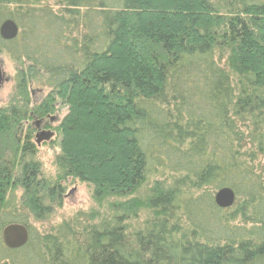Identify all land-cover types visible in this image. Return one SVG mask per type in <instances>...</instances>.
<instances>
[{
  "label": "trees",
  "instance_id": "trees-1",
  "mask_svg": "<svg viewBox=\"0 0 264 264\" xmlns=\"http://www.w3.org/2000/svg\"><path fill=\"white\" fill-rule=\"evenodd\" d=\"M8 19L20 32L0 35L17 65L15 103L0 107V264H264V0H0ZM32 87L48 89L33 105ZM58 101L60 178L91 184L111 214L40 235L9 194L22 188L37 221L62 205L30 124L21 138ZM225 187L229 208L214 199ZM13 223L29 230L19 249L2 240Z\"/></svg>",
  "mask_w": 264,
  "mask_h": 264
},
{
  "label": "rangeland",
  "instance_id": "rangeland-1",
  "mask_svg": "<svg viewBox=\"0 0 264 264\" xmlns=\"http://www.w3.org/2000/svg\"><path fill=\"white\" fill-rule=\"evenodd\" d=\"M0 58L3 61V68L7 76H9L10 81L5 83L0 91V107H8L15 103L16 97V85L13 77L16 74L17 65L9 59L5 54H0ZM222 61H224L222 59ZM224 63V62H223ZM31 105L39 103L47 95L48 89L41 87L31 88ZM57 110L50 114V116L45 117L43 122L47 124L48 127L42 128L43 130H51L54 132V136L49 140L44 139L40 143H37V135L41 132V129L37 128V123L41 121L29 120L28 122L22 123L21 138L25 140L26 126L30 124L32 127V138L31 141L34 146V157L33 159L40 163L41 166V176L49 184H60L63 189V203L61 206L54 205V212L50 217L44 221H37L33 217L32 213L21 206V198L23 197V189L16 188L13 192L10 191L9 197L11 201V209L17 211L18 214L28 218V222L34 229L35 233L40 235L49 234L54 229L55 226L66 221H78L79 227L86 225L88 221H91V215H97V219L106 218L111 214L110 206L108 201L97 200L94 196V188L91 184L80 182L79 180L67 177L66 179L60 178V170L57 165V157L61 154L60 142L61 136L60 132L57 130L60 120L67 113V107L61 104L60 101L57 103ZM51 118H54L52 121ZM28 132V131H27ZM42 133V132H41ZM14 193L13 195H11ZM113 201V200H111ZM144 214L140 215L139 221L134 223L135 227H141L145 221ZM97 220V221H98ZM78 227V231H79ZM4 229V228H3Z\"/></svg>",
  "mask_w": 264,
  "mask_h": 264
},
{
  "label": "water",
  "instance_id": "water-1",
  "mask_svg": "<svg viewBox=\"0 0 264 264\" xmlns=\"http://www.w3.org/2000/svg\"><path fill=\"white\" fill-rule=\"evenodd\" d=\"M19 32L20 28L18 24L11 19L4 21L0 26V35L5 40H12L17 38ZM9 81L10 78L6 75L3 68V61L0 58V91L5 85V83ZM46 133L47 132L38 133L37 143H40L42 141L41 136L46 135ZM214 199L219 207L229 208L235 203L236 195L231 188L225 187L215 193ZM2 240L5 246L10 249L22 248L27 244L29 240V230L23 224H9L2 230Z\"/></svg>",
  "mask_w": 264,
  "mask_h": 264
},
{
  "label": "flooded vegetation",
  "instance_id": "flooded-vegetation-1",
  "mask_svg": "<svg viewBox=\"0 0 264 264\" xmlns=\"http://www.w3.org/2000/svg\"><path fill=\"white\" fill-rule=\"evenodd\" d=\"M51 120L53 121L54 118H53V119L51 118ZM43 121H44V120H41V121H39V122L37 123V128H38V129H41V130H42L41 132H47L46 135L41 136V140H44V139L49 140L50 138H52V137L54 136V132H52V131L49 130V129H47V130H43L42 128H46V127H48L47 124H45ZM41 132H39V133H41ZM48 137H49V139H48ZM37 140H38V136H37Z\"/></svg>",
  "mask_w": 264,
  "mask_h": 264
}]
</instances>
